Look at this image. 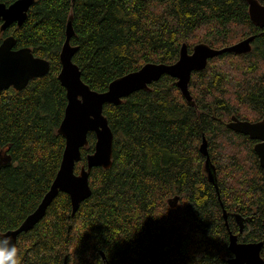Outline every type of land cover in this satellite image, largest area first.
I'll list each match as a JSON object with an SVG mask.
<instances>
[{"label":"trees","instance_id":"1","mask_svg":"<svg viewBox=\"0 0 264 264\" xmlns=\"http://www.w3.org/2000/svg\"><path fill=\"white\" fill-rule=\"evenodd\" d=\"M246 1L34 0L20 27L0 32V41L12 36L14 49L50 65L23 90L0 93V233L36 210L60 166L65 141L57 129L67 100L57 75L68 20L72 62L97 93L145 64H174L183 44L188 52L198 44L221 49L254 36L249 53L221 54L191 74V103L164 75L118 106L105 104L111 167L92 169L91 195L73 216L67 194L56 195L18 236V264H228L229 233L261 242L264 260V170L255 141L226 127L232 117H264V30L250 21ZM87 142L75 174L94 150L93 133Z\"/></svg>","mask_w":264,"mask_h":264},{"label":"water","instance_id":"2","mask_svg":"<svg viewBox=\"0 0 264 264\" xmlns=\"http://www.w3.org/2000/svg\"><path fill=\"white\" fill-rule=\"evenodd\" d=\"M34 0H17L9 6L0 3V32L6 31L10 26L20 27L27 17V12ZM248 17L252 24L264 30V5L257 0H247ZM74 35L71 20L67 21L65 41L59 53L60 70L57 79L66 94V106L62 121L57 133L64 138L65 145L59 169L48 190L36 210L25 218L15 230L0 233V239L10 236V244L17 247V238L20 234L31 230L45 215L46 209L58 193H65L71 204V216L79 205L90 197L89 175L93 168L108 170L112 164L113 134L103 115L105 104L120 105L122 101L137 91L150 90L149 86L167 75L175 79V85L186 102L191 103L192 98L188 91L190 77L193 72L205 69L208 60L224 53L235 55L247 54L251 50L254 36L248 37L231 46L213 49L206 44L195 45L191 52L187 47L181 46L178 60L171 65L148 63L139 70L129 73L112 81L103 93L92 91L81 80L79 68L72 62L77 51L70 45ZM15 40L8 36L0 41V93L12 88L15 91L23 90L28 83L36 78L44 77L50 69L49 63L35 57L28 48L14 49ZM227 129L241 134L255 141L254 152L260 167L264 170V117L257 122L239 120L232 117L226 124ZM95 135L94 150L86 155L85 165L75 174V165L81 161V149L88 145L87 135ZM200 152L205 156V172L209 182L215 189V176L206 150V141L203 139ZM178 198L168 201L170 207L177 203ZM223 218L226 213L223 211ZM239 224V233L243 232L242 220L236 218ZM228 251L232 258L228 264H264L260 257L262 243H242L235 234L229 233ZM103 261L105 257L100 253ZM63 264H66L64 260Z\"/></svg>","mask_w":264,"mask_h":264},{"label":"clouds","instance_id":"3","mask_svg":"<svg viewBox=\"0 0 264 264\" xmlns=\"http://www.w3.org/2000/svg\"><path fill=\"white\" fill-rule=\"evenodd\" d=\"M10 240V236L0 240V264H18L17 248Z\"/></svg>","mask_w":264,"mask_h":264}]
</instances>
